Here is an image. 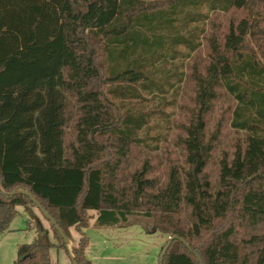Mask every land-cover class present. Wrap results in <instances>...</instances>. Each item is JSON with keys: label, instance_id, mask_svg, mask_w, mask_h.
Wrapping results in <instances>:
<instances>
[{"label": "trees", "instance_id": "1", "mask_svg": "<svg viewBox=\"0 0 264 264\" xmlns=\"http://www.w3.org/2000/svg\"><path fill=\"white\" fill-rule=\"evenodd\" d=\"M257 1L0 0V234L17 207L44 232L21 191L68 239L71 229L81 234L69 251L44 217L59 242L19 244L13 264H51L54 247L73 264H91L88 220L111 227L131 215L152 219L168 237L157 264H264V63L247 47L264 38ZM232 9L248 15L221 41L207 37L208 62L189 75L182 164L161 178L146 158L124 174L136 149H153L142 102L179 87L180 49L189 58L209 14ZM220 90L234 102L229 126L243 140L220 152L212 180L221 126L209 130V118Z\"/></svg>", "mask_w": 264, "mask_h": 264}, {"label": "rangeland", "instance_id": "2", "mask_svg": "<svg viewBox=\"0 0 264 264\" xmlns=\"http://www.w3.org/2000/svg\"><path fill=\"white\" fill-rule=\"evenodd\" d=\"M263 3H256L254 10L256 14H264ZM245 10H230L228 12H214L209 14V18L204 24L205 37L202 45L188 58L184 49L176 60L178 64V75L186 74L185 80L177 87L169 89L165 94L147 96L142 102V107L152 117L145 130L144 137L153 149L139 147L133 153V157L124 167V174L128 173L134 166L140 165L143 159H148L153 164L157 175L164 178L166 168L169 164H182L180 147L177 145V138L181 134L180 125L185 122L188 111L192 107L193 84L190 81L192 67L202 70L209 58V46L207 37L213 35L220 41L227 31L231 22L236 23L242 17L247 16ZM260 27L264 28V21L261 20ZM248 49L254 52L256 58L264 63V38H249L247 40ZM176 99V101H175ZM234 102L223 91L214 105V111L209 118V130H213L217 124L221 126L218 150L214 153L212 161L209 163L207 171L215 180L218 174L217 159L222 150L231 151L236 143L242 142L243 135L229 126L231 110ZM125 176V175H124ZM29 210L37 217L43 231L30 227L29 216L23 207H17V213L12 218L8 230L0 234V264H13L17 257V246L19 244L31 243L35 240L49 239L55 243L59 242L50 223L34 206H29ZM89 215L94 216V211H89ZM94 219L88 220V227L83 230L88 239L85 248V256L95 264H157V256L160 247L164 245L167 236L153 229V220L141 215H131L127 217V222L119 224L115 228L97 227L93 225ZM126 224V225H125ZM71 237L67 246H76L81 234L71 229ZM68 249V248H67ZM51 264H73L69 254L62 248H51L49 250Z\"/></svg>", "mask_w": 264, "mask_h": 264}, {"label": "water", "instance_id": "3", "mask_svg": "<svg viewBox=\"0 0 264 264\" xmlns=\"http://www.w3.org/2000/svg\"><path fill=\"white\" fill-rule=\"evenodd\" d=\"M16 193L14 190L11 192V194ZM22 194L25 196H28L30 200L36 205V208L38 211L45 217L49 222L54 226L56 231L58 232L59 236L62 238V240L67 244L68 243V237L64 234V232L61 230V228L56 224L55 220L45 211V209L35 200L34 197L31 196V194L27 191H21Z\"/></svg>", "mask_w": 264, "mask_h": 264}, {"label": "crops", "instance_id": "4", "mask_svg": "<svg viewBox=\"0 0 264 264\" xmlns=\"http://www.w3.org/2000/svg\"><path fill=\"white\" fill-rule=\"evenodd\" d=\"M126 225V224H125ZM118 226H122V225H116V226H111V227H105V228H115V227H118ZM162 247V246H161ZM161 247H160V249H161ZM67 248H68V250L70 251L71 250V246L69 247V246H67ZM159 252H160V250H159ZM159 252H158V254H159ZM87 258V257H86ZM88 259V258H87ZM89 260V259H88ZM157 260H158V256H157ZM91 262V264H95L92 260L90 261Z\"/></svg>", "mask_w": 264, "mask_h": 264}]
</instances>
